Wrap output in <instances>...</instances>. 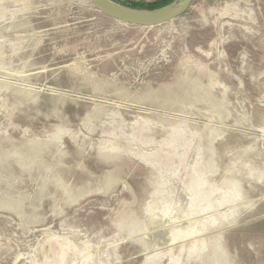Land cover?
<instances>
[{
	"label": "rangeland",
	"instance_id": "1",
	"mask_svg": "<svg viewBox=\"0 0 264 264\" xmlns=\"http://www.w3.org/2000/svg\"><path fill=\"white\" fill-rule=\"evenodd\" d=\"M0 264H264V0H0Z\"/></svg>",
	"mask_w": 264,
	"mask_h": 264
},
{
	"label": "water",
	"instance_id": "2",
	"mask_svg": "<svg viewBox=\"0 0 264 264\" xmlns=\"http://www.w3.org/2000/svg\"><path fill=\"white\" fill-rule=\"evenodd\" d=\"M115 19L142 26H156L174 20L185 13L193 0H173L154 9L127 5L116 0H89Z\"/></svg>",
	"mask_w": 264,
	"mask_h": 264
},
{
	"label": "trees",
	"instance_id": "3",
	"mask_svg": "<svg viewBox=\"0 0 264 264\" xmlns=\"http://www.w3.org/2000/svg\"><path fill=\"white\" fill-rule=\"evenodd\" d=\"M172 1L173 0L158 1L156 5L147 6V7L139 6V5H135V4H129V3H124V4L131 5V6H134V7L154 9V8H158V7L164 6V5H166V4H168V3L172 2Z\"/></svg>",
	"mask_w": 264,
	"mask_h": 264
}]
</instances>
